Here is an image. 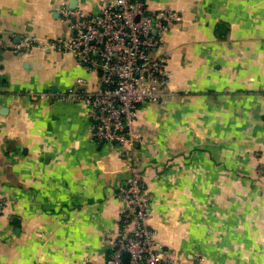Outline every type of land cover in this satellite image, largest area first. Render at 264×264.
I'll use <instances>...</instances> for the list:
<instances>
[{
	"label": "crops",
	"instance_id": "crops-1",
	"mask_svg": "<svg viewBox=\"0 0 264 264\" xmlns=\"http://www.w3.org/2000/svg\"><path fill=\"white\" fill-rule=\"evenodd\" d=\"M105 1L0 0V33L55 37L61 5L97 13ZM146 1L181 21L161 50L172 96L140 110L133 148L93 141L78 104L28 96L93 81L72 55L0 54V264H104L130 167L177 263L264 264V0Z\"/></svg>",
	"mask_w": 264,
	"mask_h": 264
},
{
	"label": "built area",
	"instance_id": "built-area-1",
	"mask_svg": "<svg viewBox=\"0 0 264 264\" xmlns=\"http://www.w3.org/2000/svg\"><path fill=\"white\" fill-rule=\"evenodd\" d=\"M59 14L66 29L63 34L22 36L16 43L15 35L0 33V54L25 56L35 50H50L72 55L93 81L77 78L64 93L29 92L30 99L80 105L90 123V137L97 143L121 148L141 144L140 110L172 96L169 55L161 50L166 33L181 16L170 9L153 12L146 0H107L97 13L63 4ZM128 169L132 177L113 195L123 207L117 211V237L105 240L108 253L104 264H179L157 243L148 225L150 212L142 171ZM256 174L264 179V163L258 165ZM6 204L0 200V214ZM124 254L128 255L126 262Z\"/></svg>",
	"mask_w": 264,
	"mask_h": 264
},
{
	"label": "water",
	"instance_id": "water-1",
	"mask_svg": "<svg viewBox=\"0 0 264 264\" xmlns=\"http://www.w3.org/2000/svg\"><path fill=\"white\" fill-rule=\"evenodd\" d=\"M71 9H72V8H71ZM123 258H124V262H126L127 259H128V255H127V254H124Z\"/></svg>",
	"mask_w": 264,
	"mask_h": 264
}]
</instances>
